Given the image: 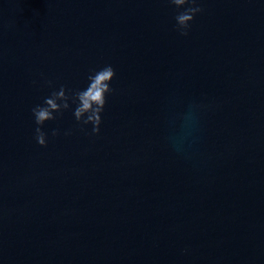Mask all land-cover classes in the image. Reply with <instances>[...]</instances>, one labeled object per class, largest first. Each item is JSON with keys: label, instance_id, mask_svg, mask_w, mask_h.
<instances>
[{"label": "water", "instance_id": "obj_1", "mask_svg": "<svg viewBox=\"0 0 264 264\" xmlns=\"http://www.w3.org/2000/svg\"><path fill=\"white\" fill-rule=\"evenodd\" d=\"M198 2L181 36L166 0H0V264H264V0ZM105 65L99 133L69 101L39 146Z\"/></svg>", "mask_w": 264, "mask_h": 264}, {"label": "clouds", "instance_id": "obj_2", "mask_svg": "<svg viewBox=\"0 0 264 264\" xmlns=\"http://www.w3.org/2000/svg\"><path fill=\"white\" fill-rule=\"evenodd\" d=\"M166 2L173 6L177 13L175 19V30L181 36H187L191 23L197 14L203 11V8L199 6L198 0H166ZM186 6V7H185ZM182 11H179L180 9ZM115 75L114 69L111 65H105L104 67L90 73L87 77V87L82 90L66 89L64 85H61L59 90L52 91L51 94L46 97L43 104H38L31 109L32 116L34 118L35 127V140L41 147L47 146L46 134L42 130V126L46 121L57 119L62 115L63 111L68 110L70 107L69 101L75 104L76 107L73 110V117L78 126L88 124L92 125L91 134H98L101 124V113L104 111L106 103V95H110L113 89L110 87V82ZM35 83V82H34ZM45 83L51 87V81H45ZM193 108L202 106H192ZM185 127L192 128L195 126L196 119L193 112H189L185 117ZM59 134L58 129H53L51 135L53 137ZM65 132V135H68ZM180 137H172V145L177 152L182 151Z\"/></svg>", "mask_w": 264, "mask_h": 264}]
</instances>
